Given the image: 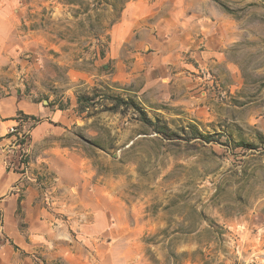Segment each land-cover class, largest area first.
Here are the masks:
<instances>
[{"label": "rangeland", "instance_id": "374dc122", "mask_svg": "<svg viewBox=\"0 0 264 264\" xmlns=\"http://www.w3.org/2000/svg\"><path fill=\"white\" fill-rule=\"evenodd\" d=\"M7 2L24 43L0 96L58 118L34 142L20 115L5 146L51 240L0 264H264V0ZM54 146L58 179L34 164Z\"/></svg>", "mask_w": 264, "mask_h": 264}, {"label": "crops", "instance_id": "0c3cea01", "mask_svg": "<svg viewBox=\"0 0 264 264\" xmlns=\"http://www.w3.org/2000/svg\"><path fill=\"white\" fill-rule=\"evenodd\" d=\"M9 5L10 3L7 0H0V77L7 73L10 76L15 75L17 71L15 63L18 57L16 55L17 49L24 43L22 36L16 33L15 19L8 12ZM14 66H16V70ZM52 114L55 119L58 118V113L53 112L48 105L44 104V101L31 100L22 90L16 89V91L6 92L5 95L0 96V249H9L8 241L25 249L29 247L30 242L36 236L39 237V242L42 238L44 241L47 239L51 240V237L47 234L48 230H51L49 222L40 220L43 212L46 214H49V212L45 209L36 212V207L30 205L31 195L26 196L24 199H19V195L14 192L18 183L25 176L26 171L16 170L15 165L13 167V164H10V153L15 147L5 146L11 143L12 129L16 130L15 127L22 124L20 119H18L20 115L34 120L40 118L38 124L31 130L32 141L35 142L39 137L37 129L43 122L42 120L47 117L52 118ZM65 160L71 164V158L67 156ZM37 162L45 163L48 169L56 174V179H58V172H64L61 167H58V146L44 149L41 154L35 157L34 164L37 165ZM22 204L28 207L23 215L28 225L23 232L18 226L19 212L17 209ZM41 231H43V235L39 234ZM21 233L26 235L24 236ZM2 238H5V240ZM55 251L58 253L57 246Z\"/></svg>", "mask_w": 264, "mask_h": 264}, {"label": "built area", "instance_id": "2783aa9c", "mask_svg": "<svg viewBox=\"0 0 264 264\" xmlns=\"http://www.w3.org/2000/svg\"><path fill=\"white\" fill-rule=\"evenodd\" d=\"M14 129H12V131H13Z\"/></svg>", "mask_w": 264, "mask_h": 264}]
</instances>
